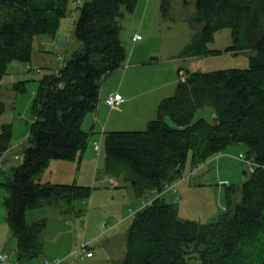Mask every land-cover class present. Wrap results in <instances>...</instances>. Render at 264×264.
I'll return each instance as SVG.
<instances>
[{
  "label": "trees",
  "instance_id": "16d2710c",
  "mask_svg": "<svg viewBox=\"0 0 264 264\" xmlns=\"http://www.w3.org/2000/svg\"><path fill=\"white\" fill-rule=\"evenodd\" d=\"M72 1L0 0V85L15 61L31 69L34 39L55 36ZM80 1L72 8L70 56L62 55L57 67L39 69L21 161L0 171L5 178L2 206L18 263L52 257L44 240L48 218L28 219L27 210L60 204L73 213L74 202L91 195L90 186L40 182L37 176L55 159L79 158L88 140L83 121L96 108L101 82L128 57L120 19L137 0ZM185 21L193 33L180 57L219 53L210 43L217 31L228 28L231 43L224 50L247 51L249 65L184 69V79L178 68L173 93L159 100L157 117L145 129L104 133V173L129 182L141 201L182 178L187 165L200 166L232 144L244 145L253 169L240 184H224L225 206L210 221L180 217L171 192L133 212L119 264H264V0H194ZM23 86L24 80L14 84ZM205 106L213 109V120H195ZM3 108L0 99V112ZM11 137L6 124L0 131V156Z\"/></svg>",
  "mask_w": 264,
  "mask_h": 264
},
{
  "label": "rangeland",
  "instance_id": "374dc122",
  "mask_svg": "<svg viewBox=\"0 0 264 264\" xmlns=\"http://www.w3.org/2000/svg\"><path fill=\"white\" fill-rule=\"evenodd\" d=\"M193 10L194 0H169V3L164 5L162 0H137L132 11L123 10V16L120 19L122 26L120 36L123 43H126L127 63L132 52L134 59L144 56L142 61H146L138 65L136 69L130 70V74L140 72L141 77L138 83L133 86V91L136 92V90L146 89L150 86L156 87H150L137 99L126 105L125 115L120 119L121 124L117 126L116 130H143L149 119L157 117L156 105L151 99L155 96L159 97L161 93L166 96L173 93L177 82L176 68L178 65L183 69L201 71L245 68L249 65L247 51L236 53L224 50L231 43L228 28L217 31L214 40L210 43V47L213 49L221 50L219 53L180 57V52L193 33V29L185 21V17L191 14ZM75 16V9L71 10L69 7L65 17L68 19L67 25H71ZM134 32H139L142 36V39L137 41V44L140 45L135 50L134 47L137 44L131 38ZM70 35L73 40L75 38L73 33L71 32ZM39 36H42V39L48 38V35L44 34ZM75 40L79 44V41ZM71 42L67 45V50L64 42L63 45L59 46L60 49L54 52L43 50L42 46L41 49L47 54L45 59L50 60L47 65L57 67L62 62V55L68 58L74 48ZM40 43L42 45V42ZM56 56L59 59H56ZM36 63L32 59L30 69L28 65L15 61L3 76L0 85V99L4 103V108L0 112V131L4 125H10L12 137L9 148L12 147L13 149L10 153L18 163L21 161V150L32 120L31 102L33 94L38 85V78L42 74V70H39L41 67L36 66ZM173 78L174 83L171 84ZM20 80H24V86L22 89H17L14 84ZM168 81H170L169 84ZM160 88H165V90L157 91ZM128 112L131 113L128 115L129 117H127ZM213 116V109L205 106L197 110L194 119L205 117L208 120H213ZM225 152L227 155L220 160L213 157L202 163L197 171L192 174L190 172L193 168L189 165L185 167L183 177L179 179L177 185L179 198L176 201L179 204L180 217H192L202 221H210L216 218L225 206V185L221 181L228 180V184L229 181L240 184L248 177L250 172L248 163L237 157L238 153L246 157L244 145L232 144L228 146ZM92 157L95 161V156ZM78 162L79 158L74 160L55 159L42 171L40 176H37V180L40 182L72 183L75 173L78 171L80 175L79 184L91 187L93 199L90 195L86 199L76 201L79 203V208L77 207L75 215L66 213L63 205L59 204L54 207L44 204L38 209L27 210V218L31 219V217H38L39 215V217L48 218L49 225L44 234L47 255L63 257L65 252L63 253L62 250L68 246L70 251L75 243L78 244L84 236L89 238L88 233L91 228L99 227L102 222L113 224L120 219V215L125 216L122 218V222L118 221V225L116 224L117 226L115 225L108 234L105 233L98 240L92 242L95 251L94 258L84 257L78 251L68 263L119 264L124 256L126 233L131 215L139 206L140 200L135 198L129 182L121 178L113 176L120 184L118 187L111 188L107 184L102 186V179L105 176L102 150L95 168L96 172L93 171L95 163L92 168L91 162L88 171L89 167L83 161L81 168L88 174H80L77 168ZM4 179L3 174H0V181ZM103 189H110L111 191H102ZM73 218H75L76 225H74ZM84 224L85 227L83 228ZM99 230H101L100 227ZM76 239L77 242L74 243ZM14 240L16 242V239ZM96 242L98 245L95 246ZM99 242L102 244L100 245ZM109 254L112 255V259H108ZM99 258L102 259L100 262L96 260ZM40 259L27 260L26 264H40Z\"/></svg>",
  "mask_w": 264,
  "mask_h": 264
},
{
  "label": "crops",
  "instance_id": "0c3cea01",
  "mask_svg": "<svg viewBox=\"0 0 264 264\" xmlns=\"http://www.w3.org/2000/svg\"><path fill=\"white\" fill-rule=\"evenodd\" d=\"M70 7H71V9L73 8L72 4L70 5ZM67 22H68L67 18L62 20L61 25H60L57 33L55 34V36H53V37L48 36V38H44V39H42V36H37L34 39L32 59L37 62L36 66H40V67L52 66V65H47L50 62V60L45 59V55H47V54L45 52H43V50H51L52 52L57 51L60 49L59 46L63 45L64 42H65V45L67 46L68 42L71 39L70 34H71V29H72V21H71V25L70 24L67 25ZM66 27H67V29H66ZM134 33H139V32H134ZM36 39H37V42L35 43ZM141 39H142V36H141ZM141 39H139V40H141ZM40 42H42V45ZM125 44H124V46L126 48ZM136 44H137V41H136ZM139 45L138 44L135 45L134 50L137 47H139ZM42 46L44 48L43 50L41 49ZM49 53H51V52H49ZM142 58H145V57L141 56V57H137L134 59V54L132 52L130 57H129L128 63L126 60L125 63L121 67L113 70L111 73H109L102 80L101 85H100V90H99V99H98L96 108L92 112L87 114L84 121H83V128L88 132V140H87V144H86L85 149L82 151V153L79 156V162L77 163V168L79 169L80 174H84V175L88 174V172H84V169L81 168L83 161H85L87 163V165L89 167L87 169L88 171L90 170L91 162L93 164L92 168L94 167V163H95V167H94L93 171L96 172L95 168L97 167V161L99 159V155H100V151H101V144H102V140L104 137V133L106 131L116 130L118 128L117 126H119L121 124L120 119H122V116L125 115L124 110L126 109V105L131 103V101L137 99L138 96L142 95L144 93V91L149 89L150 87H153V88L156 87V86H150L146 89H139L138 91L136 90V92L133 91V86L138 83V80H140L141 77L139 75L140 72H138L137 74H130V70L136 69V67H138V65L142 64L143 62H146V61H142ZM56 59H58V56H56ZM153 61H156V60H153ZM178 68H182V67L178 65L176 70ZM181 70H184V69H181ZM169 83H170V81H168V84ZM173 83H174V78L171 81V84H173ZM158 90L164 91L165 88L157 89V91ZM114 91L119 92L124 98V101L118 107H110L105 102V97L107 96V94L110 92H114ZM159 93H161V92H159ZM164 96H166V95H164V93H161V95H159V97L155 96L151 100L154 102L155 105H157L159 100ZM129 114H131V113L128 112L127 117H129L128 116ZM145 120H148V119H145ZM97 143L99 144V151L98 152H96V150L94 149V146ZM11 150H13L12 147L6 149L1 154V156H0V171L3 170L4 167H5V169H8L11 165H15L18 163L12 157V155L10 153ZM225 155H227L226 152L219 154V155L215 156L214 158L216 160H220ZM92 156H95V161H94V158ZM0 174H1V172H0ZM104 175L105 176L102 179V186H103V184H107V185H109V187L113 188V187H117L119 185V183H117V180L113 176H110L109 174H106V173H104ZM111 179H114L116 181V184L112 183ZM1 182L2 181H0V250H5L11 255V264H18V262L16 261V258H15V250H16L17 243L15 242V240H14L15 238L11 234L9 226H7L8 224L5 221V212H4V209L2 206V201H3V198L5 196V192H4V189L2 188ZM73 182L78 183V184L80 182V175L78 174V171H76V173H75ZM102 191H111V190L110 189H103ZM92 195H91V198L93 199ZM78 204L79 203H77L76 201L74 202V209H73L74 215L77 212ZM78 210H80V209H78ZM26 216H27V214H26ZM39 216L38 217H31V220L36 219V218H40ZM124 217L125 216L120 215V219L118 221L122 222V218H124ZM73 221H74V225H76L75 218H73ZM118 221L115 222L113 227L116 224L118 225V223H119ZM84 227H85V224H84L83 228ZM99 227L101 228V225ZM99 227L91 228L89 230L88 234L90 235V237H89L90 239L94 238L100 232ZM108 232H107V234H108ZM98 239H96V240H98ZM105 239H107V237H105ZM96 240H94V241H96ZM75 242H77V239H76V241H74V243ZM99 244L101 245L102 242H99ZM96 245H98V242L95 243V246ZM92 250H93V248H92ZM64 252H65V255L68 254V252H70L68 249V246L63 250V253ZM109 255L110 256L108 257V259H112L113 258L112 255L111 254H109ZM94 257H95V251L93 250V255H92V257H89V259H92ZM96 260H99V262H100L102 259L100 260V258H99ZM68 263H66V264H68ZM40 264H42V258L40 259Z\"/></svg>",
  "mask_w": 264,
  "mask_h": 264
},
{
  "label": "built area",
  "instance_id": "2783aa9c",
  "mask_svg": "<svg viewBox=\"0 0 264 264\" xmlns=\"http://www.w3.org/2000/svg\"><path fill=\"white\" fill-rule=\"evenodd\" d=\"M80 3H81L80 0H73L72 7L75 8ZM131 38H132V41L136 42L139 39H141V35L139 33H134L131 36ZM179 74H180V77L184 79V73L182 72V70H180ZM123 101H124L123 96L119 92H116V91L108 93L107 96L105 97V102L110 107H118ZM94 149L96 150V152L99 151L98 143L94 146ZM237 157L244 159V161L248 163L250 167V171H252L253 165H254V160L252 158L244 157L243 154L241 153H238ZM198 167L199 166L193 167L190 174L194 173V171H197ZM178 181L179 180L166 183L162 190L154 189L149 196L141 199L140 204L139 206L136 207L135 211L144 206L151 204L156 197L160 196L161 194H164L165 192H171L174 194L176 199L179 198V190L177 186ZM111 182L116 184V181L114 179H111ZM221 182L222 184H228V180H224ZM114 224L115 223L112 224L109 222H103L101 224L100 232L94 238L90 239V238L83 237V239L78 244H75L74 247L70 250V252H68V254H66L65 256L63 257H59V256L44 257L42 260V264H66L75 257L78 251H80L81 255H83L84 257H91L93 255V250L91 248L92 242L98 239L100 236L107 233L108 231H110ZM0 264H11V255L5 250H0ZM18 264H25V263H18Z\"/></svg>",
  "mask_w": 264,
  "mask_h": 264
}]
</instances>
